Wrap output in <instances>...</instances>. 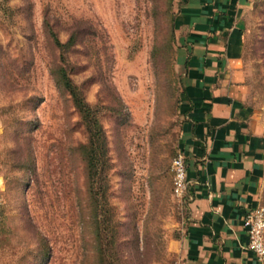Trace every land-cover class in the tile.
<instances>
[{
    "label": "rangeland",
    "instance_id": "1",
    "mask_svg": "<svg viewBox=\"0 0 264 264\" xmlns=\"http://www.w3.org/2000/svg\"><path fill=\"white\" fill-rule=\"evenodd\" d=\"M176 13V0H0V264H181ZM245 21L242 80L264 129V0ZM81 145L99 156L92 192Z\"/></svg>",
    "mask_w": 264,
    "mask_h": 264
},
{
    "label": "crops",
    "instance_id": "2",
    "mask_svg": "<svg viewBox=\"0 0 264 264\" xmlns=\"http://www.w3.org/2000/svg\"><path fill=\"white\" fill-rule=\"evenodd\" d=\"M252 1L176 0L180 150L192 182L188 222L170 243L181 264H264L248 248L245 223L264 206V129L246 100L241 69Z\"/></svg>",
    "mask_w": 264,
    "mask_h": 264
},
{
    "label": "built area",
    "instance_id": "3",
    "mask_svg": "<svg viewBox=\"0 0 264 264\" xmlns=\"http://www.w3.org/2000/svg\"><path fill=\"white\" fill-rule=\"evenodd\" d=\"M173 193L187 203L189 190L192 185L187 175V162L185 153L179 150L172 162ZM248 226V248L255 254L257 259L264 262V206L252 209L245 216ZM2 226V208L0 201V230Z\"/></svg>",
    "mask_w": 264,
    "mask_h": 264
},
{
    "label": "trees",
    "instance_id": "4",
    "mask_svg": "<svg viewBox=\"0 0 264 264\" xmlns=\"http://www.w3.org/2000/svg\"><path fill=\"white\" fill-rule=\"evenodd\" d=\"M53 35L55 37V41L57 45L60 48L68 47V45H70L73 41V39H70L66 43H62L60 42V40L58 39L55 33H53ZM53 78L58 88L67 91L72 96V99L75 102L76 107L78 108L81 116L85 117V115L88 112V106L84 101V97L82 95L80 88L71 78L67 70V67L63 64L56 65V67L53 69ZM80 148L83 150V154L86 159L87 178L90 182V191L92 192L94 189V182L96 180L95 177L99 172L98 171L99 156L97 154V148L93 146L88 147L86 145H81ZM102 162L106 163L105 156H103ZM105 179L106 180L108 179L107 176H105ZM2 218H3V214H2Z\"/></svg>",
    "mask_w": 264,
    "mask_h": 264
}]
</instances>
